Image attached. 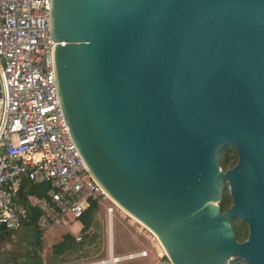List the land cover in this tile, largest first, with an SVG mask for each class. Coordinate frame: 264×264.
<instances>
[{
    "label": "water",
    "instance_id": "obj_1",
    "mask_svg": "<svg viewBox=\"0 0 264 264\" xmlns=\"http://www.w3.org/2000/svg\"><path fill=\"white\" fill-rule=\"evenodd\" d=\"M51 32L66 122L106 195L173 264H264V0H52Z\"/></svg>",
    "mask_w": 264,
    "mask_h": 264
},
{
    "label": "built area",
    "instance_id": "obj_2",
    "mask_svg": "<svg viewBox=\"0 0 264 264\" xmlns=\"http://www.w3.org/2000/svg\"><path fill=\"white\" fill-rule=\"evenodd\" d=\"M51 10L52 0H0V226H6L0 230V242L14 236L29 210L36 209L40 233L66 228L81 243L82 227L77 234L69 227L80 223L94 201L106 212L108 253L78 264L148 258L146 249L114 252L112 226L119 207L90 175L66 122L54 77ZM26 183L48 191L25 200L21 196L27 192ZM156 264L173 263L163 251Z\"/></svg>",
    "mask_w": 264,
    "mask_h": 264
},
{
    "label": "rangeland",
    "instance_id": "obj_3",
    "mask_svg": "<svg viewBox=\"0 0 264 264\" xmlns=\"http://www.w3.org/2000/svg\"><path fill=\"white\" fill-rule=\"evenodd\" d=\"M222 151L218 154L221 158ZM232 153V152H231ZM108 206L112 205L107 201ZM98 227L93 232L96 238L88 243L78 253L73 252L65 255L63 261H54L53 247L57 245L66 234H71L66 228L54 227L47 234L40 233L41 243L37 246L33 244L34 237L32 229L23 225L16 231L14 239L0 242V264L3 259L17 260V264H31L28 259L31 256H40L43 264H78L86 261L101 259L108 253L109 225L106 220L105 209L102 208L97 215ZM79 223L69 229L74 234L79 232ZM113 245L117 255H124L129 252H136L143 249L149 250L151 256L138 259L133 262H123L122 264H156L157 254H162L163 249L157 243L153 234L142 225L134 221L133 218L125 214L120 209L115 211L113 222ZM36 233V232H35ZM72 235V234H71ZM83 236V235H82ZM60 259V258H59ZM232 264H246L242 261H235Z\"/></svg>",
    "mask_w": 264,
    "mask_h": 264
},
{
    "label": "trees",
    "instance_id": "obj_4",
    "mask_svg": "<svg viewBox=\"0 0 264 264\" xmlns=\"http://www.w3.org/2000/svg\"><path fill=\"white\" fill-rule=\"evenodd\" d=\"M232 152V153H231ZM221 158H219V162L221 167L226 171L234 167L238 161L237 152L230 147H226L222 153ZM27 192L22 194L23 199H27L29 195H37L39 197H43L46 195L48 188L46 186H34L30 183H26ZM232 205L231 198L229 196V192L227 188H225L223 193V199L220 204L222 212H227ZM99 212V207L96 202L91 201V206L89 210L85 213V215L80 219V223L82 225L81 233L83 235V241L81 243H76L75 238L71 234L64 235L63 239L53 247L54 261H63L65 255L71 254L73 252L78 253L80 248L84 247L85 243L90 242L91 240L96 238V233L93 232L96 227H98L97 215ZM40 217V212L36 209L29 210V218L27 219L25 226L32 229L34 241L33 244L37 246L41 243L40 233L37 230V221ZM233 229L239 241H244L248 238V227L247 225L235 219L232 223ZM36 232V233H35ZM93 238V239H92ZM42 244V243H41ZM60 258V259H59ZM31 264H43V260L40 256H31L28 258ZM235 261H239L234 259L230 264ZM1 264H17V260H9L3 259Z\"/></svg>",
    "mask_w": 264,
    "mask_h": 264
},
{
    "label": "bare ground",
    "instance_id": "obj_5",
    "mask_svg": "<svg viewBox=\"0 0 264 264\" xmlns=\"http://www.w3.org/2000/svg\"><path fill=\"white\" fill-rule=\"evenodd\" d=\"M119 209H120V208H119ZM123 212H125V211H123ZM125 214L128 215V213H126V212H125ZM128 216H130V215H128ZM130 217H131V216H130ZM131 218H133V217H131ZM133 219H134V221H136L137 223H139L140 225H142L144 228H146L148 231H150V232L153 234L154 238L157 240V243L159 244V246L163 249L162 244H161L159 238L157 237V235H155V233H154L151 229H149L146 225H144L142 222L138 221V220L135 219V218H133ZM163 251H164V249H163ZM164 252H165V251H164Z\"/></svg>",
    "mask_w": 264,
    "mask_h": 264
},
{
    "label": "flooded vegetation",
    "instance_id": "obj_6",
    "mask_svg": "<svg viewBox=\"0 0 264 264\" xmlns=\"http://www.w3.org/2000/svg\"><path fill=\"white\" fill-rule=\"evenodd\" d=\"M11 239H14L13 236H11V234L8 235L7 240L6 241H10ZM3 240V239H2ZM5 240V239H4Z\"/></svg>",
    "mask_w": 264,
    "mask_h": 264
},
{
    "label": "crops",
    "instance_id": "obj_7",
    "mask_svg": "<svg viewBox=\"0 0 264 264\" xmlns=\"http://www.w3.org/2000/svg\"><path fill=\"white\" fill-rule=\"evenodd\" d=\"M78 225H79V230H80V229H81V227H82V225H81L80 223H79Z\"/></svg>",
    "mask_w": 264,
    "mask_h": 264
}]
</instances>
